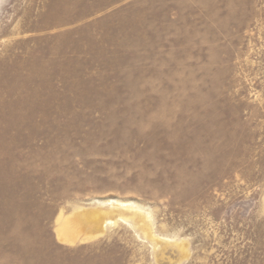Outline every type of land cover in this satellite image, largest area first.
<instances>
[{
  "label": "rangeland",
  "instance_id": "rangeland-1",
  "mask_svg": "<svg viewBox=\"0 0 264 264\" xmlns=\"http://www.w3.org/2000/svg\"><path fill=\"white\" fill-rule=\"evenodd\" d=\"M0 264H264V0H0Z\"/></svg>",
  "mask_w": 264,
  "mask_h": 264
},
{
  "label": "water",
  "instance_id": "water-1",
  "mask_svg": "<svg viewBox=\"0 0 264 264\" xmlns=\"http://www.w3.org/2000/svg\"><path fill=\"white\" fill-rule=\"evenodd\" d=\"M115 214H113V211L105 208H86L76 212V217L80 220L91 221L94 226L101 230L105 226L107 218L117 217Z\"/></svg>",
  "mask_w": 264,
  "mask_h": 264
},
{
  "label": "bare ground",
  "instance_id": "bare-ground-1",
  "mask_svg": "<svg viewBox=\"0 0 264 264\" xmlns=\"http://www.w3.org/2000/svg\"><path fill=\"white\" fill-rule=\"evenodd\" d=\"M109 223H114V222H113L112 219L108 218V219L106 220V222H105V225H106V224H109Z\"/></svg>",
  "mask_w": 264,
  "mask_h": 264
}]
</instances>
